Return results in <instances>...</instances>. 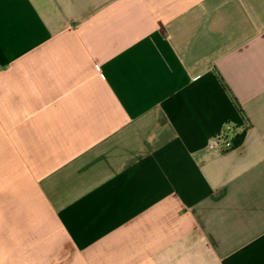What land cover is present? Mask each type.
<instances>
[{
	"label": "crops",
	"instance_id": "1",
	"mask_svg": "<svg viewBox=\"0 0 264 264\" xmlns=\"http://www.w3.org/2000/svg\"><path fill=\"white\" fill-rule=\"evenodd\" d=\"M0 264H264V0H0Z\"/></svg>",
	"mask_w": 264,
	"mask_h": 264
},
{
	"label": "built area",
	"instance_id": "2",
	"mask_svg": "<svg viewBox=\"0 0 264 264\" xmlns=\"http://www.w3.org/2000/svg\"><path fill=\"white\" fill-rule=\"evenodd\" d=\"M244 131L245 129L227 125L220 134L211 138L208 142V149L229 152L237 147L236 140Z\"/></svg>",
	"mask_w": 264,
	"mask_h": 264
},
{
	"label": "trees",
	"instance_id": "3",
	"mask_svg": "<svg viewBox=\"0 0 264 264\" xmlns=\"http://www.w3.org/2000/svg\"><path fill=\"white\" fill-rule=\"evenodd\" d=\"M237 107L240 108V106L236 103ZM245 138V131L240 135V137L238 138V140H236V146L241 145V143L243 142Z\"/></svg>",
	"mask_w": 264,
	"mask_h": 264
}]
</instances>
